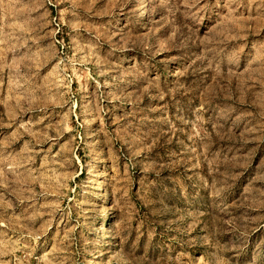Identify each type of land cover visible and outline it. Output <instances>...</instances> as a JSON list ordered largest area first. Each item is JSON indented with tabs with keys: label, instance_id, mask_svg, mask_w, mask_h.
Here are the masks:
<instances>
[{
	"label": "rangeland",
	"instance_id": "rangeland-1",
	"mask_svg": "<svg viewBox=\"0 0 264 264\" xmlns=\"http://www.w3.org/2000/svg\"><path fill=\"white\" fill-rule=\"evenodd\" d=\"M0 264H264V0H0Z\"/></svg>",
	"mask_w": 264,
	"mask_h": 264
}]
</instances>
